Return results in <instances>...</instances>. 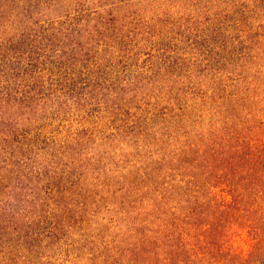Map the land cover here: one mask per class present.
Segmentation results:
<instances>
[{
	"label": "trees",
	"instance_id": "trees-1",
	"mask_svg": "<svg viewBox=\"0 0 264 264\" xmlns=\"http://www.w3.org/2000/svg\"><path fill=\"white\" fill-rule=\"evenodd\" d=\"M146 1L0 0V264H184L185 176L195 178L198 164L182 131V89L170 90L162 118L118 124L112 136L63 133L89 102L110 113L127 102L137 77H122L133 55L126 40L152 33L137 24ZM205 2L217 9L210 22L222 45L264 55V26L246 0ZM240 8L242 19L224 11ZM263 180L264 171L254 174L250 187ZM238 184L229 207L201 210L207 260L220 258L223 217L234 226L248 198L249 185ZM253 255L239 259L264 264L263 251Z\"/></svg>",
	"mask_w": 264,
	"mask_h": 264
},
{
	"label": "rangeland",
	"instance_id": "rangeland-1",
	"mask_svg": "<svg viewBox=\"0 0 264 264\" xmlns=\"http://www.w3.org/2000/svg\"><path fill=\"white\" fill-rule=\"evenodd\" d=\"M246 4L264 26V1ZM135 10L139 27L147 32L150 26L152 33L126 40L133 55L126 56L127 76L122 77H137L125 86L132 94L112 113L104 103H87L85 111L63 121V133L87 127L94 138L112 136L118 124L135 125L153 114L162 118L173 108L166 98L170 90L182 89L180 107L186 116L182 131L185 141H195L198 164L195 178L190 169L185 176L184 264H218L217 259L248 264L251 252H264V182L250 187L254 174L264 171V55L240 56L242 46L222 45L210 22L217 9L205 0H147ZM224 11L242 13V19L245 9ZM114 116L116 123L111 122ZM124 146L132 150L127 143ZM118 151L109 155L120 157ZM238 181L244 188L249 185L248 198L234 226L230 216L223 217L213 247L220 258L207 260L201 246V210L205 203L211 210L229 207L241 194ZM239 257L249 260L243 263Z\"/></svg>",
	"mask_w": 264,
	"mask_h": 264
}]
</instances>
